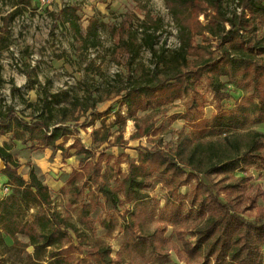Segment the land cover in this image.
<instances>
[{
  "label": "trees",
  "instance_id": "16d2710c",
  "mask_svg": "<svg viewBox=\"0 0 264 264\" xmlns=\"http://www.w3.org/2000/svg\"><path fill=\"white\" fill-rule=\"evenodd\" d=\"M30 1L13 0L14 8L1 16L0 50L9 47V23ZM135 1L143 10V17L123 15L111 31L115 37L111 57L118 60L126 55L128 70L132 72L133 62L144 48L155 58L156 68L137 78L127 73L129 82L122 88L120 100L126 117L117 114L121 129L113 141L109 140L111 132L103 120L101 127L91 130L93 146L86 147L77 136L78 128L93 125L110 112V108L97 110L96 104L102 99L92 96L89 89L83 95L51 90L50 79L42 83L35 72L26 69V88L35 91L36 99L29 101L19 92L20 87L12 85L11 95L17 94L24 108L16 109L0 100V136L8 134L10 139L0 144V160L4 163L1 172L7 177L8 187V192L0 197V242L7 236L18 243L16 235H24L34 248V256L41 258L47 247L62 244L67 227H74L55 211H37L31 220L24 218L32 205L38 210L49 208L53 199L37 165L29 164L28 178L18 172L17 154L28 157L30 152L49 149L53 154L59 151L63 159L73 154L87 179L95 184L91 200L81 204L80 220L91 226L96 208L116 209L122 205L124 224L123 240L114 257L109 246L97 247L93 251L94 262H83L67 245L50 251L46 264H122L124 253L129 257L148 253L151 258H164L170 264L171 250L179 260L201 257L194 264H264V207L257 204L264 191L260 184H250L251 168L264 171V132L249 129L264 124V0H237L240 10L232 12L225 10V0H165L178 26L179 46L172 50L154 47L161 21L139 0ZM78 10V5H64L53 12L54 21L66 23L81 48L87 50L99 45L101 23L92 17L83 28ZM200 14L204 23L198 19ZM206 33L215 40L212 45H193L196 35L208 39ZM201 80L215 100L209 117L203 115L197 100L196 85ZM3 82L0 74V85ZM231 84L244 89L246 95L225 109L222 105L230 98ZM188 93L190 102L184 112L171 116L172 121L180 118L188 126L178 133L173 151L156 146L138 151L136 157L125 154V172L120 168V157L114 158L113 174L103 171V160L111 156L104 150L96 156V149L103 143H123L122 125L126 119L134 121L133 136H141L152 129V124L142 129L138 111L160 108ZM82 116L87 120L80 123ZM69 138L72 142L65 146ZM70 150H74L72 154ZM82 174L72 170L66 178L72 194L69 205L77 203L84 188L76 185ZM157 184L164 185L168 193L163 206L164 224L153 232H141L146 190ZM182 186H189L187 194L179 191ZM60 189L64 191L63 187ZM127 204L131 206L126 207ZM186 205L202 218L191 234L192 240L179 230L187 221ZM100 222L104 227L112 226L111 221ZM169 226L173 233L164 237Z\"/></svg>",
  "mask_w": 264,
  "mask_h": 264
},
{
  "label": "rangeland",
  "instance_id": "374dc122",
  "mask_svg": "<svg viewBox=\"0 0 264 264\" xmlns=\"http://www.w3.org/2000/svg\"><path fill=\"white\" fill-rule=\"evenodd\" d=\"M151 12L153 16L161 21V28L157 31L158 37L155 44L156 49L164 46L168 49H175L179 46L178 26L169 13L165 0H139ZM13 0H0V33L2 32L1 16L14 8ZM78 5L77 11L83 28L90 18H96L101 23L99 28L100 43L97 46L89 47L87 50L81 48L67 24L55 20L53 12H57L64 5ZM21 5V4H20ZM224 8L227 12L237 11V0H225ZM125 13L134 14L142 18L143 10L136 5L135 0H31L30 5L17 15L10 23V34L8 36L9 47L0 50V74L4 82L0 85V100L12 104L16 109L24 108L19 102L18 95H11L12 85L20 87L19 92L27 97L29 101L36 99V93L33 89L26 88V77L24 70H32L37 74L39 80L44 83L50 79V89L55 91L69 90L79 95H83L86 89L92 91V96L101 98L97 102V110L102 112L110 108V112L103 115L101 120H96L93 125L85 128H78L77 136L86 147L93 146L91 141V130L93 127H101L102 120L106 129H109L111 135L110 142L118 135L121 129V122L116 120L117 114L126 117L125 106L120 103L121 94L125 86L128 85L127 67L128 57L121 56L118 60L111 57V49L114 46L115 37L111 31L119 24V21ZM201 22H205L203 14L198 16ZM136 21V20H135ZM228 27V25H227ZM208 39L201 35H196L193 39L195 46L212 45L215 40L206 33ZM199 49L204 50L202 47ZM133 71L129 72L132 78L143 75L148 70L156 68V60L147 49L142 48L132 64ZM225 80V78H223ZM199 95L197 100L202 105L203 115L209 117L214 111L215 100L211 92L208 91L203 80L196 85ZM230 98L223 101V108H232L235 103L246 95L244 89L238 88L235 84L229 85ZM120 93H118V91ZM18 92V93H19ZM191 93L183 94L172 103L160 108L138 111L136 116L142 129L152 124V129L141 136H133L136 133V127L132 119H126L122 125L123 143H117L108 146L103 143L96 151L104 150L111 156L110 159H104L102 162L103 171L113 174L116 167L115 157H120V168L123 172L127 170L126 155L136 157L137 152L145 149H153L156 146H162L164 149L173 151L176 144L177 135L184 127L188 129L183 119L171 120L174 114L184 112L190 102ZM28 111V110H26ZM88 118V117H87ZM85 116H82L80 123L85 122ZM249 129L264 132V124H255ZM3 141L10 142L9 135L0 136V144ZM72 142V138L66 141L65 146ZM20 148V144L16 143ZM74 150H70L72 154ZM20 161L18 172L28 178L29 164L38 166L44 182L51 189L53 202L51 206L43 207L38 210L37 206L32 205L25 213L24 218L31 220L38 211L41 214H50L52 211L58 212L62 217L74 227H67L66 238L60 246L47 247L45 254L41 258L34 256V248L28 244L29 240L24 235H16L18 243L13 242L7 236L0 242V264H46L49 261L48 253L52 250H58L60 247L70 245L72 253L83 262H94L96 255L93 251L97 247L111 248V256L114 257L123 240L122 226L124 220L122 205L116 209L103 210L100 207L93 213L94 222L87 226L80 220L81 204H86L95 194V184H92L84 173V168H79L78 160L72 154L62 158L59 151L52 153L49 149L36 150L29 153L28 157H23L21 153L17 154ZM72 170L82 172V176L76 181V185L83 186V190L78 196L76 204L69 205L68 201L72 194L70 185L66 183V178ZM253 179L251 185L260 184L264 191V171L251 168ZM241 173H238V175ZM111 183L114 184L113 177ZM4 187V186H3ZM0 193L4 195L2 189ZM61 187L64 191H61ZM179 191L187 194L189 186H182ZM145 200V219L139 225L141 232H153L156 227L162 228L164 224L163 213L164 204L168 196L167 188L162 184H157L151 189H147ZM99 201H102L99 197ZM257 204L264 207V194L259 197ZM127 204L126 207H130ZM185 213L187 221L180 227V232L185 238H191L192 232L200 224L202 218L196 213V210L186 205ZM111 221L110 228L104 227L101 220ZM173 228L169 226L164 233V237H169L173 233ZM122 264H167L161 258H151L148 253L143 257L135 255L129 257L123 254ZM168 258L170 264H194L200 262L201 257L185 258L179 260L173 250L169 251ZM100 264H103L100 262ZM105 264V263H104ZM115 264V263H112Z\"/></svg>",
  "mask_w": 264,
  "mask_h": 264
},
{
  "label": "crops",
  "instance_id": "0c3cea01",
  "mask_svg": "<svg viewBox=\"0 0 264 264\" xmlns=\"http://www.w3.org/2000/svg\"><path fill=\"white\" fill-rule=\"evenodd\" d=\"M3 167H4V163L2 160H0V191L3 186L7 185V177L1 172ZM1 196L2 194L0 193V197Z\"/></svg>",
  "mask_w": 264,
  "mask_h": 264
},
{
  "label": "built area",
  "instance_id": "2783aa9c",
  "mask_svg": "<svg viewBox=\"0 0 264 264\" xmlns=\"http://www.w3.org/2000/svg\"><path fill=\"white\" fill-rule=\"evenodd\" d=\"M3 193L6 194L8 192V187L7 186H4L3 189H2Z\"/></svg>",
  "mask_w": 264,
  "mask_h": 264
}]
</instances>
